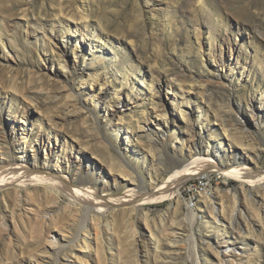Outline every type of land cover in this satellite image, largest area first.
<instances>
[{"label": "rangeland", "instance_id": "rangeland-1", "mask_svg": "<svg viewBox=\"0 0 264 264\" xmlns=\"http://www.w3.org/2000/svg\"><path fill=\"white\" fill-rule=\"evenodd\" d=\"M204 2L203 8L196 0H0V100L6 98L8 102L2 111L0 130L6 133L11 118L21 121V111H31L35 117L28 122L24 147L34 134L51 132L50 137L56 134L62 142L65 139L68 147L62 152L96 159L110 176L119 175L107 168L106 153L97 143V136L104 135L110 152L134 167L138 182L148 185L154 178L152 184L157 187L171 172L169 164L181 158L179 139L168 138L170 132L153 133L157 131L154 123L165 118L157 115L153 106L160 95L169 112L166 116L171 131L185 134L186 126L192 124L195 133L205 137V129L213 128L211 141L224 145L227 140L222 124L230 120L233 126H242L245 140L254 142L259 151L255 158L249 157V162L264 170V124H254L264 104V0ZM80 14L84 21L78 19ZM15 19L20 25L13 30L10 21ZM69 37L78 39L76 55L71 52L75 42L62 51L61 42ZM99 54L103 59L91 65L98 83H103L101 91L97 88L96 92H110L107 108H118L121 125L129 136L127 147L112 140L113 135L102 128L103 121L101 125L93 121L95 116L101 120L105 106L93 110L91 97L85 99L79 92L81 83L88 86L85 76L64 78L58 62L59 55L68 60L75 56L83 64ZM227 57L231 58L229 66L224 63ZM175 76L192 79V85H175L170 82ZM150 79L155 89L160 87L158 94L149 91ZM70 87L79 94L77 101L66 92ZM181 93L186 95L183 100ZM172 99L180 102L179 110ZM199 113L203 117L199 123L193 122ZM151 147L160 151V163ZM235 149L245 156L240 147ZM10 150L9 158L22 149L10 145ZM6 158L1 154L0 162ZM241 182L207 166L180 183V195L145 203L139 210L116 206L102 219L100 237L88 252V264H264V218L256 223V236L246 237L247 248L236 230L208 229L200 213L195 224L188 219L182 190L185 184L204 186L200 196L209 199L211 205L207 204L211 208L224 205L237 221L240 201L234 203L232 193L240 190ZM123 191L113 188L109 192L119 195ZM200 196L191 208L203 205ZM59 201L42 185L0 188V222L3 217L8 224L5 228L0 223V264H17L19 259L27 264H84L76 262L73 254L77 250L74 239L84 222L83 212L75 210L74 204L79 202L67 191H60ZM207 206L201 207L203 215L211 209ZM146 221L156 223L160 247L141 240L142 235L150 237ZM8 231L12 232L11 240L5 239ZM50 238L56 243L50 244ZM70 242L75 246L72 250L67 245ZM43 246H48L49 252L41 251ZM227 246L239 250L220 253ZM243 248L247 252L240 254ZM34 255L41 256L42 263H35Z\"/></svg>", "mask_w": 264, "mask_h": 264}, {"label": "bare ground", "instance_id": "bare-ground-1", "mask_svg": "<svg viewBox=\"0 0 264 264\" xmlns=\"http://www.w3.org/2000/svg\"><path fill=\"white\" fill-rule=\"evenodd\" d=\"M196 1L201 5V7H206V3L204 2L205 0ZM83 18L85 17L82 14H80L78 17V19H82L84 21ZM25 22L28 21L26 20ZM10 25L11 27L13 26V30H16V28L19 27L18 25H20V20L15 19L10 21ZM71 42H75V46L72 47L71 52L73 55H76L77 53L74 51V48L77 47L78 39L75 40L69 37L66 42L62 41V51L64 52L66 48L71 47ZM54 44L56 45L57 43L55 42ZM2 48H4V46H2ZM51 48L52 45L49 44V49ZM39 56L40 55H38V57ZM61 56L62 55H59L60 60L58 62L62 67V71L65 75L64 78L70 75L76 76V74L85 76L83 78H85L84 80H86L88 86L83 87L84 84L81 83L79 92L85 95V99H87V97H91L90 104L92 105L93 110L99 111L102 106H105L104 110L102 109L103 112L101 114V120L99 117L95 116L93 121L99 124L103 121V127H101L107 129V131L113 135L112 140L114 142H121V144H124V146L127 147L129 143L127 138H129V136H127L126 130H124L123 126L121 125V118L118 117V108H115L114 111L108 110L107 108L110 104L109 102H106V100L110 97V92L106 91L103 95H100L98 94L99 92H96L97 88L98 91H101L103 83H98V74L93 71L91 65L98 63L99 60H102V55L99 54L95 57H91L87 63L83 64L78 63V60L75 56L72 57L71 60ZM230 59V57H227L224 60V63H226L225 65L229 66V64H231ZM68 62L71 63V65ZM152 81L153 80L150 79L151 85L149 86V91L155 95L159 93L160 87L157 85V89H155V87L152 86ZM170 82H173L175 85L179 86H183L184 83L187 82L189 85H192V79L185 80L177 76H175V78H171ZM66 92H68L70 98H75V100L77 99L76 95L78 93L77 91L75 92L71 87L66 89ZM180 97L183 100L186 98V95L181 93ZM119 98L120 97H117V102H120ZM7 103L8 102L6 98L0 100V126H2L3 123L2 111ZM179 103H176L175 100L172 99L174 108L178 110L180 109V105H178ZM75 104L76 102L74 105ZM86 106L87 105L84 104L83 108H87ZM153 106L155 107L154 110L157 112V115L165 118L161 122L154 123L157 131L155 130L153 132L152 130V132L160 134L164 131L167 132V134L170 132L169 136H167L168 138L179 139V156L181 157L180 160H174L169 164L168 169H171V172L167 175L165 182L157 187L153 186L152 184L154 178L150 180L148 185H145L143 181L138 182L134 167L118 160L116 156L110 152V148L108 147L109 141L106 139V137H104V135L97 136V143L104 151L103 153H106L107 168L112 172L119 173V175L114 173L110 176L106 172V167L96 159H91L90 157L89 159L83 155H72V153L66 154L62 152L63 148L67 149L68 147L65 143V139H63L62 142V140L56 134L53 135L54 137H50L51 132L47 133L46 135L39 136L34 134V139L29 142V145L26 144L27 147H24L27 138L26 135L28 133V122H33V118L35 117L32 115L31 111H27L26 114L25 109L21 111V113H24L23 115H25L24 117L23 115L21 116V121L19 119L18 121L15 120L14 117L11 118V121H9L7 127L8 131L6 133H3L0 130L1 137L3 136L1 133L5 134V136L1 138L2 140H0V153L7 155L8 158H6L7 160H1L0 162V188L6 185H13L14 187L24 186L26 188L29 185H42L43 188L47 192H50L55 199L58 198V204L60 203V191L62 190L67 191L69 196L73 197L79 202L78 205L74 204V206H76L75 210L83 212L82 217H84V219H82L84 222L81 224V232H78L74 239L77 250L73 254L75 256L76 262L80 261L84 264H88L90 260V253L88 252L91 251L90 249L92 245L95 244L100 237L99 230L101 228L100 224L102 219L107 215L109 216L110 211L115 210L116 206H118L120 210H126L127 208L128 210H139L145 203L157 200L160 201L162 199L164 200L166 198L173 197L176 194L180 195V183H182L183 180L188 176L206 170L207 166H213L214 169L219 170L221 173L227 176L241 179L242 182L240 185V192L235 191L232 193V199L234 200L233 202L237 203L238 200L240 201V206L238 208V220H234L235 214H230L228 212V208H226L224 205H220L219 208H211V204L208 203L209 199L206 196H200L199 201L203 202L201 207L203 206L206 208V206L210 204L208 206L211 209L207 215H203L202 213L204 209L202 210V208L199 206L196 209H193L190 207V204H187V215L188 219L190 220V224L192 225L193 222L194 224L196 223L200 213V217L204 218L202 223L206 228L217 230H225L226 228H230L231 230H236L237 234L241 236L240 238L243 240L244 244H246L245 247L248 246L247 244H249L246 241V237L256 236L254 233L258 228V224L256 225V223L257 221L260 222L264 218V170L258 168L256 164L249 162L250 158H255L259 151L256 149L254 142H247L245 140V130L243 127H235L233 126L232 122H230V120H226L221 126V130L223 131V134L227 140V143L223 145L220 144V142L217 143L211 141L212 135L214 133V131H212L213 128L205 129L206 139L204 136H202L201 132H199V135L195 133V128L192 124H189L188 126L185 125V134H179L175 129L171 131V125H169L168 118L166 116L169 112L166 113L164 101L160 95L156 102H153ZM261 106H263V108L259 109V114H253V117L256 116V121L254 124L257 127L260 125V123L264 124V104ZM179 112L182 114V116H184L183 111ZM258 115L260 116V119ZM201 117H203L202 113L197 114L193 122L199 123V119ZM91 127V129H95V125L93 126V124ZM57 138L60 140L57 141ZM52 139H54V141ZM59 144L61 145V149H58ZM10 145L22 150L18 154H12V156L9 158L8 156L10 155H8V152L11 151ZM154 147H151V150L152 152H155L154 156H157L156 159L159 160L160 163L162 155L159 153L160 151L158 152V150H156ZM235 147H240L243 150V153H246L247 155L245 154L244 156L240 154L238 151H236ZM26 148H28V150H26ZM173 152L176 151L173 150ZM126 153H129V149L126 150ZM59 158H61L60 161ZM219 158L220 163L218 164ZM120 177L125 178L122 179ZM74 182H76V184ZM179 185L180 187L178 188ZM113 188H124V191L119 195H115L109 192ZM145 191H148L149 195H147ZM257 195H260V198H258ZM178 205L179 200L176 201V207H178ZM107 210L108 213H106ZM0 223L4 225L5 228H7L8 224L3 217L1 218ZM145 226L150 233V237L146 239L144 238L145 236L142 235L144 237L141 236V240L144 241V244L147 241V243L150 242L156 247H160V240L156 235V223H149V221H146ZM4 230L6 231V229ZM10 231H12V229ZM10 231L6 232L5 235L3 234L5 239L10 238L11 240L12 232ZM83 231L84 233H82ZM104 232H107V227H104ZM4 236L2 237L4 238ZM64 236L60 237L64 238ZM134 240L136 241V239ZM48 242H50V244L56 243V241L53 239L49 240ZM174 243H176V241H174L173 244ZM69 244L71 245L72 250L75 246L72 242L67 243V245ZM237 250L239 249H237L236 246H227L224 247V249H220V253L235 252ZM41 251L49 252V247L43 246V250ZM239 252L241 254L242 252L244 253L247 251H245V248H243ZM216 253L219 255V251L216 250ZM34 256L36 260L35 263H42L43 258L41 256ZM219 259L222 260L223 257ZM16 263L27 264L23 262L22 259L17 260ZM29 264H34V262Z\"/></svg>", "mask_w": 264, "mask_h": 264}, {"label": "built area", "instance_id": "built-area-1", "mask_svg": "<svg viewBox=\"0 0 264 264\" xmlns=\"http://www.w3.org/2000/svg\"><path fill=\"white\" fill-rule=\"evenodd\" d=\"M204 186L195 184V183H188L185 184L182 188L184 191V200L186 204L193 205V201L196 200L198 196L201 195Z\"/></svg>", "mask_w": 264, "mask_h": 264}]
</instances>
